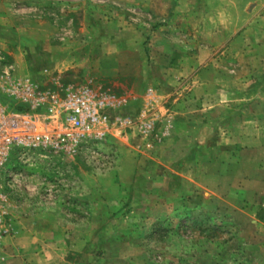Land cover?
Here are the masks:
<instances>
[{
	"label": "rangeland",
	"instance_id": "rangeland-1",
	"mask_svg": "<svg viewBox=\"0 0 264 264\" xmlns=\"http://www.w3.org/2000/svg\"><path fill=\"white\" fill-rule=\"evenodd\" d=\"M70 93L100 120L11 151L0 264H264V0H0V105Z\"/></svg>",
	"mask_w": 264,
	"mask_h": 264
},
{
	"label": "built area",
	"instance_id": "built-area-1",
	"mask_svg": "<svg viewBox=\"0 0 264 264\" xmlns=\"http://www.w3.org/2000/svg\"><path fill=\"white\" fill-rule=\"evenodd\" d=\"M97 105L85 93H70L42 112L8 113L0 105V175L15 148L74 153L100 120L103 104Z\"/></svg>",
	"mask_w": 264,
	"mask_h": 264
}]
</instances>
